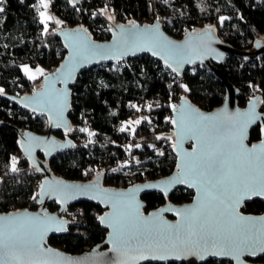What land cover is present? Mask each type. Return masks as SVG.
<instances>
[{
	"label": "trees",
	"instance_id": "trees-1",
	"mask_svg": "<svg viewBox=\"0 0 264 264\" xmlns=\"http://www.w3.org/2000/svg\"><path fill=\"white\" fill-rule=\"evenodd\" d=\"M81 0L77 7L68 0H53L52 10L74 26L86 27L97 40L110 39V24H130L137 20L153 23L157 17L164 24L169 35L176 38L186 36L195 27L214 26L216 33L224 35L240 53L230 55L225 62L226 75L238 88V103L245 107L252 96L258 95L264 104V53L254 52L256 40L264 37V0ZM107 3L113 21L97 14ZM36 4L38 10L32 7ZM5 9L0 13V87L6 94L29 95L40 88L42 78L29 80L19 66L30 63L33 67L43 66L48 72L56 70L68 51L62 39L50 29L43 35L40 23L38 0H5ZM219 17H228L223 25ZM111 29V30H109ZM226 34V35H225ZM6 46V47H5ZM187 84L191 89L185 93L174 83ZM171 85V87H169ZM250 85L252 87H250ZM259 88L260 90H257ZM72 107L69 112L72 131H56L57 137L72 138L75 147L59 153L48 160L54 175L74 181H94L99 179L104 186L118 187L121 179L135 177L136 183L154 180L173 173L178 157L174 153V125L167 122L173 112L167 101L186 96L203 111L217 109L225 102L227 88L213 70L204 65L193 64L183 76L172 73L162 61L151 55L94 65L77 77L72 87ZM161 100L152 101V97ZM129 104H152V111L136 113ZM170 104V105H171ZM174 104V103H173ZM148 116L152 123L137 127V135L118 131L121 122L130 118ZM19 127L20 131L14 126ZM262 124L254 127L249 137L252 144L261 139ZM48 133L49 117L35 115L31 110L16 106L6 97H0V213L19 211L31 207L38 209L32 195L39 189L45 174L37 171L28 161L21 147V135L27 129ZM88 128L96 133L89 137L78 131ZM171 139L157 140L156 137ZM93 143H89V141ZM141 144L133 148L131 155L128 144ZM88 145L85 147V145ZM155 145V148L149 147ZM164 152L160 156L158 152ZM19 160V172L9 168L10 157ZM46 160V158L43 156ZM139 160L140 163H135ZM127 165V166H125ZM115 169V171H114ZM194 191L179 186L169 197L157 191L146 193V212L155 210L167 202L188 203ZM56 212L59 206L47 205ZM244 210L252 214L264 213V201L254 199L244 205ZM106 210L91 201H79L68 207L69 231L64 235L49 237L48 243L68 253L88 252L92 247L102 245L108 228L98 221ZM256 261L264 262L259 257ZM145 264H185L184 262H147ZM202 264H233L230 260L216 259Z\"/></svg>",
	"mask_w": 264,
	"mask_h": 264
},
{
	"label": "snow or ice",
	"instance_id": "snow-or-ice-1",
	"mask_svg": "<svg viewBox=\"0 0 264 264\" xmlns=\"http://www.w3.org/2000/svg\"><path fill=\"white\" fill-rule=\"evenodd\" d=\"M5 0H0V13L5 11L2 6ZM40 23L43 25V35L50 34L49 24H62L63 22L54 19L49 13V0H38ZM167 3V0H164ZM75 7V0L73 3ZM34 10H38L33 4ZM107 3L98 10L90 13L93 17L97 14L113 20V15ZM219 23L223 25L228 17H219ZM130 28L121 27L118 34H115L114 44L110 48L100 47L93 44L86 35L87 29H81L75 33L65 32L71 47V59L61 69H57L58 75L54 79L66 83L72 79L73 72L77 67L86 64L90 59H118L125 54H135L137 51H151L153 56L159 55L167 68L179 75L181 67L185 63H192L197 58V51L190 44L177 45L164 40L159 35V18L156 25L141 29L134 21H129ZM214 26L206 27L205 36H209ZM111 30V29H109ZM191 38V37H190ZM6 47V46H5ZM19 70L32 81L38 76L43 77L46 87L41 92L34 93L24 104L25 108L36 105L41 109L55 112L57 115L56 126L60 127L62 121V108L57 107V98L66 97L65 89H53V80L45 74V70L39 66L33 67L22 64ZM174 83L185 93L191 89L187 84ZM171 87V85H169ZM250 87H252L250 85ZM257 90H260L257 88ZM6 90L0 87V97L6 96ZM66 106V103H65ZM136 113L147 110L152 111V104L137 105L129 104ZM254 106V105H253ZM169 107L173 112L177 111L176 105ZM36 111V107H33ZM256 115L254 111L239 112L235 117L218 114L205 116L188 106L187 98H184V105L177 118H166L172 125H178L179 140H195L197 146L191 152L181 153L179 173L174 181H167L165 185L174 183H187L189 187L197 190L198 196L194 207L180 210L167 208L160 210L175 211L181 217L174 224L160 221L157 215L153 214L149 220L140 215L139 208L126 204L125 200L133 199L131 194L109 193L100 190V195L105 197L106 206L110 205L111 212L99 216L98 221L111 228L110 240L113 245L111 251L122 253L124 251L143 252L145 250L158 249L162 253L157 259H165L168 254H176L180 259L182 252L196 250L200 253V259L204 254L224 255L231 257L236 264H246L242 257L264 258V217L254 220L243 216L237 210V206L243 199L253 197L264 198V142L259 149L253 146L248 149L243 144L244 129L251 125ZM151 124L148 116H141L135 120L121 122L118 131L130 133L132 137L137 135V127L141 124ZM66 131H72L66 128ZM78 131L87 133L89 137L96 133L88 128H80ZM157 140L171 139L170 137H156ZM93 143V141H89ZM88 145L86 144L85 147ZM177 145L173 144L175 148ZM24 147V145H21ZM141 144H128L127 149L131 155L133 148L140 149ZM155 148V145H149ZM29 150V156H30ZM160 156L164 152H158ZM139 164V160H135ZM19 160L12 156L9 161L10 172L18 173L17 165ZM127 166V165H125ZM33 167L42 171L35 162ZM115 171V169H114ZM63 190L76 195H86L89 190L83 186L63 185ZM153 187H159L154 185ZM52 189L48 190L44 184L32 195V200L40 202L43 195H49ZM166 191V187H165ZM55 227L64 230V221L48 216H27V217H0V264H14L22 261L28 253H40L43 233L49 228ZM59 255V253H53ZM147 258V257H143ZM110 264H120L119 261H112Z\"/></svg>",
	"mask_w": 264,
	"mask_h": 264
},
{
	"label": "water",
	"instance_id": "water-1",
	"mask_svg": "<svg viewBox=\"0 0 264 264\" xmlns=\"http://www.w3.org/2000/svg\"><path fill=\"white\" fill-rule=\"evenodd\" d=\"M70 5L73 6L74 0H68ZM81 0H75V7L80 4ZM74 7V6H73ZM137 25L143 28H149L156 25L157 21L153 23H144L142 21H136ZM112 28V35L110 39H105L104 41L97 40L96 38L92 37L89 30L86 27L74 26L70 28H62L59 31H56L57 35L60 39H62L65 49L68 51L66 57L63 59V62L57 69H61V66L64 65L69 59H71V47L66 46L69 44L68 38L64 35L65 32H72L75 33L81 29H87V33L84 35L95 45L104 48H110L114 44V37L115 34H118L121 27L130 28L131 24H117L112 23L110 24ZM208 27L205 26L203 28L198 27L192 29V31H187L186 36L180 38H176L173 35H169L165 28L164 24L161 20H159V35L166 41H170L173 44L177 45H185L190 44L193 48L197 51V58L194 59L192 63H185L182 65L180 73L178 76H183L186 70L193 66V64H199L201 66H208L213 70L215 76L219 77L225 88H227V95L225 102L214 109L212 111H203L200 109L198 105H194L191 100H189L186 96L180 98V103L175 104L177 111L173 112L172 118H177L179 112L181 110L182 105H184V98H187L188 106L192 109H195L199 113L205 116H215L218 114H224L227 116L235 117L239 112H246V111H254L256 115L255 121L249 125L247 128L244 129L243 132V144L246 148L252 149L253 146H256L259 149L262 142H264V110H261V98L258 95L252 96L250 101L245 107H242L238 103V96L240 93V88L236 87L230 80L229 77L226 75V59L230 55H237L240 53L238 49L236 50L230 43L223 39L221 35L216 33L215 28L211 31L209 36L204 35V29ZM191 37V38H190ZM256 54L264 53V37L258 38L256 40L255 50ZM141 55H152L151 51L141 50L135 52V54H125L123 57L118 59H90L86 64H83L76 68L73 72L72 79L67 81L66 83H61L54 79L55 75H58L57 69L54 71H50L46 75L49 76L53 80L52 88L53 89H65L67 91V96L63 97L60 96L57 98V107L62 108V115L60 116V120L62 121L61 126H56L57 115L55 112L48 111L46 109H41L36 105H30L28 108L24 107V104L28 102L29 98H33L34 93L41 92L45 89L46 84L43 78L41 82L40 88L36 89L34 92L29 93V95H14V94H7L6 99H9L12 103H14L18 107H22L28 111H32L37 115H46L49 117V132L48 133H38L34 130H25L21 135L20 141L22 150L27 157L28 161L35 164L42 169L41 173L45 174V177L41 184H44L46 190H48V186H51L52 189H60V191H52L49 195H43L40 198V202H37L39 208L30 210V209H23L19 211L12 210L11 212H1L0 217H11V216H18V217H27V216H48L52 218H56L59 221H64V230L57 229L55 227L49 228L48 230L44 231L43 233V241L41 243V251L40 253H28L24 256L22 261L14 262V264H110L112 261H119L120 264H145L147 262H162V263H169V262H184L185 264H202V262L211 260L213 258L220 259V260H230L233 264L236 262L229 256L224 255H209L207 253L204 254V259H200V253L196 250L187 251L180 253L181 258L177 259L176 254L170 253L167 255L165 259H157L155 257H159L162 253L158 249L152 250H145L141 252H133V251H124L122 253H116L111 251L113 245L110 240V233L112 231L111 228H108V233L106 234V239L102 245H97L92 247V249L88 252H80V253H71L67 252L59 247H55L48 243V238L55 235H64L67 234L69 231V223L70 218L67 217V210L68 207L72 204H76L79 201H91L95 204L101 205L106 211L103 212L101 215H104L108 212L112 211L110 205L106 206L105 197L100 195V190L109 192V193H124V194H131L133 199L125 200L126 204H131L135 207L139 208L140 215L144 218L151 219L153 214L157 215V219L160 221H164L167 223H175L177 220H180L181 217L177 216L175 211H163L162 209L172 208L176 210L194 207L197 200V190L194 187H189L187 183H174L171 185H165L167 181H174L176 175L179 173V165L181 162V153L182 152H191L193 148L197 146L195 140H179L178 139V125H174L173 133L175 134V144L177 145L174 148V153L178 157L177 160V169L165 177L157 178L154 180H146L143 182L132 184V186L128 187H107L104 186L102 181L96 179L94 181H81L77 180L74 181L69 178L59 177L51 172V168L49 167L48 160L54 158L59 153H64L69 149L75 147L76 142L70 138L66 137L61 139L57 137L55 134L56 131H66V128H71V117L69 116L70 109L72 107V87L73 84L76 82L77 77L83 72V70L88 69L90 67H94V65H103L105 63H115L116 61L127 60V58H137ZM159 61H164L160 58L159 55L153 56ZM165 64V63H164ZM166 66V64H165ZM167 67V66H166ZM62 70V69H61ZM66 103V106H65ZM254 105V106H253ZM33 107H36V111H33ZM262 124L261 130V139L257 142L250 143L249 137L252 132V129L258 125ZM14 126V125H13ZM17 130L19 127L14 126ZM68 132V131H67ZM30 150V156H29ZM45 157L46 160L42 157ZM63 185H76V186H83L85 189H91L88 191L86 195L80 194L79 192L76 195H71L70 193L63 190ZM154 185H158L159 187H153ZM179 186H183L186 189H191L194 191V195L191 201L188 203H175V202H167L155 210L150 212H146V201L143 200V196L146 193L150 192H159L162 193L165 197H169L172 193H174ZM166 187V191H165ZM254 199H261L264 201V198L260 197H253L251 199H243L240 201L239 205L237 206V210L240 214L246 217H250L254 220H260L261 217H264V213L261 214H252L248 213L244 210V205L246 203L251 202ZM55 203L59 206V209L56 212H52L48 208V204ZM106 227V226H105ZM53 253H59V255H53ZM143 257H147L146 259ZM257 257H242L243 260L246 261V264H264L259 262Z\"/></svg>",
	"mask_w": 264,
	"mask_h": 264
},
{
	"label": "built area",
	"instance_id": "built-area-1",
	"mask_svg": "<svg viewBox=\"0 0 264 264\" xmlns=\"http://www.w3.org/2000/svg\"><path fill=\"white\" fill-rule=\"evenodd\" d=\"M52 2H53V0H50V3H52ZM168 3H171L170 0H168ZM54 19H58V20L62 21L63 23H62V24H55V23H53V22H50V24H49V29H51L53 32L59 31V30L62 29V28H70V27H74V25H72L71 22H69V21H67V20H65V19H63V18H61V17H57V16H55ZM138 21H140V20H138ZM142 22H143V21H142ZM198 27H199V26H198ZM198 27H195V28H198ZM192 29H194V28H192ZM188 31H192V30H188ZM225 35H226V34H225ZM221 37H222L223 39H225V36H224V35H221ZM157 99H158V101L161 100L160 97H156V96L153 95V97H152V101L154 102V101L157 100ZM179 100H180V98H176V99L174 100L173 103H174V104H179V103H180ZM173 103H172V104H173ZM166 104H167V105H170L171 102L167 101ZM260 108H261V110H264V104H263V102L261 103ZM34 114H35V113H34ZM35 115H37V114H35ZM26 130H33V129H29V128H27ZM34 131H35V130H34ZM135 179H136L135 177L128 178V179H121V182H120L119 188H122V187L125 188V187H128V186H132V184H135V183H136V180H135ZM27 209L34 210V209L31 208V207H27Z\"/></svg>",
	"mask_w": 264,
	"mask_h": 264
},
{
	"label": "rangeland",
	"instance_id": "rangeland-1",
	"mask_svg": "<svg viewBox=\"0 0 264 264\" xmlns=\"http://www.w3.org/2000/svg\"><path fill=\"white\" fill-rule=\"evenodd\" d=\"M49 2H50V0H49ZM43 10H44V9H42L41 11H43ZM47 11H48V13H49L53 18L56 16V15L54 14L53 10H52L51 3H50V7H49V9H48ZM108 15H110V14L108 13ZM111 21H113V20H111ZM27 65L33 67L30 63H28ZM39 67H41V68H43V69L45 70V74L49 73V72L47 71V69H45L43 66L39 65ZM33 69H35V67H33ZM38 78H39V76H38ZM40 78H42V80H43V77H40ZM40 86H41V85H40ZM135 119H137V118L132 117V118H130L129 120H135Z\"/></svg>",
	"mask_w": 264,
	"mask_h": 264
},
{
	"label": "flooded vegetation",
	"instance_id": "flooded-vegetation-1",
	"mask_svg": "<svg viewBox=\"0 0 264 264\" xmlns=\"http://www.w3.org/2000/svg\"><path fill=\"white\" fill-rule=\"evenodd\" d=\"M257 262V261H256ZM264 263V262H263Z\"/></svg>",
	"mask_w": 264,
	"mask_h": 264
}]
</instances>
